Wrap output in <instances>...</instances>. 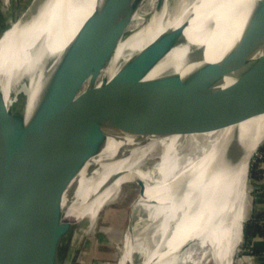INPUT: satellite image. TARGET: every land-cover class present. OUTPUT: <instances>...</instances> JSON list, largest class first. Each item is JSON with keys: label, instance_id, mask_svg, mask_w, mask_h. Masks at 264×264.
<instances>
[{"label": "bare ground", "instance_id": "bare-ground-1", "mask_svg": "<svg viewBox=\"0 0 264 264\" xmlns=\"http://www.w3.org/2000/svg\"><path fill=\"white\" fill-rule=\"evenodd\" d=\"M101 2L46 0L34 18L12 23L0 40V85L8 120L21 109L11 148L71 63ZM156 2L142 0L131 22L133 31L120 41L102 72V76L111 78L121 62L132 58L135 63L89 123L71 159L111 116L138 74V86L146 85L142 88L145 95L157 91L170 74L178 75V101L160 120L110 134L98 156L81 170L79 164L75 166L65 180L63 221H86L90 225L106 199L123 184L139 179L144 183V195L137 196L129 216L142 212L151 233L142 237L132 229L126 232L116 264H187L191 240L201 260L227 264L243 236L245 203L250 204L246 198L247 169L252 151L260 145L255 148L264 128V114L226 129H214L231 116L235 119L247 98L252 72L261 55L264 0H163L160 9ZM9 51L12 57L8 62L5 55ZM145 51L150 52L142 58ZM204 63L214 66L204 82L191 83L193 71ZM237 78L226 106L212 109L206 133L183 136L202 116L207 103L192 95L197 86H211L216 92L214 99L220 100ZM183 91L188 93L183 95ZM183 111L187 115L181 117ZM184 119L187 122L181 127L179 122ZM178 129L180 133L176 134ZM157 157L158 162L146 168ZM116 174L122 176L111 183Z\"/></svg>", "mask_w": 264, "mask_h": 264}, {"label": "water", "instance_id": "water-1", "mask_svg": "<svg viewBox=\"0 0 264 264\" xmlns=\"http://www.w3.org/2000/svg\"><path fill=\"white\" fill-rule=\"evenodd\" d=\"M45 1L33 0L24 11L15 14L11 24L20 19L26 23L34 18ZM141 4L142 0H102L91 20L85 40L47 93L14 148H11V143L20 121L21 109L8 120L0 85V264H63L65 254L70 250V244H73L76 229L81 224L86 225L87 229L93 228L101 214L102 218L108 219L105 203L91 225L86 221L76 224L63 221L62 199L66 190L65 180L70 172L77 164L81 170L88 160L98 156L110 134L124 131L131 125L141 126L160 120L168 112L171 113L174 103H177L175 91L180 88L175 90V84L179 79L178 75L170 74L157 91L145 95L143 89L146 85L142 83L138 86V74L111 116L96 130L79 155L71 159L74 149L89 128V123L98 115L107 98L115 91L114 88L131 72L135 64L130 58L121 62V67L111 78L101 75L114 57L120 41L133 31L131 22ZM162 4L163 0H157V9H160ZM10 25L0 33V40ZM173 43L174 40L168 46ZM149 49L154 52V47ZM148 52L150 51L142 53V58ZM6 56L9 62L12 57L10 51ZM213 66L214 63H204L193 71L189 79L191 83L204 82ZM237 81L238 78L224 90L220 100L214 99L215 91L210 94L202 116L183 136H199L206 133L211 125L212 109L226 106ZM185 92L183 91V95L188 93ZM263 114L264 34L261 55L252 72L249 92L243 107L238 110L235 119L231 116L222 121L220 125H215L219 126L214 131ZM262 154L264 140L251 156L249 169ZM157 159L159 158L154 159L155 162L146 168L151 169L154 163L158 162ZM68 164V170L63 173ZM120 176L122 175L112 176L110 182ZM262 182L264 179L253 180L252 184L256 186ZM129 186L144 195L145 187L141 180H135ZM129 186L125 189L133 191ZM124 187L123 185L122 189ZM117 198L120 200L121 197ZM255 207L250 217L264 214V209L254 210ZM121 216L118 222H114L113 231L106 232L105 228L101 229V242L109 244L118 241L122 244L126 232L131 229L135 233L143 234L142 237L148 236L151 228L142 212L138 213V216L139 221L145 222L144 226L137 228V224L132 227L131 220V227L125 232L121 229L122 222L129 214L122 211Z\"/></svg>", "mask_w": 264, "mask_h": 264}, {"label": "rangeland", "instance_id": "rangeland-1", "mask_svg": "<svg viewBox=\"0 0 264 264\" xmlns=\"http://www.w3.org/2000/svg\"><path fill=\"white\" fill-rule=\"evenodd\" d=\"M32 1L33 0H6V3H3V1L0 0V33L5 28H7L8 25L11 24L15 14H18V12L20 11L21 12L24 11L27 7H29ZM207 86H208L207 84L197 86V88L195 89V92L192 95L202 100L204 99V101L207 102L210 94L213 92V90L211 89V86L210 87H207ZM198 98L192 104L193 110L196 108V106H193V105L199 102ZM204 108L205 106H203V110ZM181 114H183L181 117H183L184 115H187L185 111H183V113ZM185 121L187 122V119H184L181 122H179V125L182 127ZM178 132L180 133V129H178V131H176L175 133L177 134ZM263 139H264V128L256 140L255 148L259 144H261V141ZM253 152L254 150L252 151L251 156ZM153 162H155V160H150L147 165L150 166L153 164ZM251 171H252V168L249 169V164H248L247 176H246V188H247L246 198L250 200V204L248 202L245 203L246 204L245 209H246L247 216L245 220L243 221V225H242L243 226V236L240 238L239 244L237 246V250L233 252L227 264H241L242 261L248 263L252 261L254 257L250 249V246L252 244L250 245V243H248L247 237L245 235L246 234L245 231H246V226H249L250 224L249 215L251 212H253V208L256 206V204H258L256 202H257L258 194L260 191H258L259 188H257L255 185L253 186L251 182ZM261 176H262L261 178H264V171H262ZM131 183L132 182L123 184L125 186L124 189H122L123 188V185H122L119 191L115 195L112 196L113 197L112 199L111 198L106 199L105 203H107L108 219L102 218L103 216L101 214L99 218L97 219L93 228L87 229L86 225L82 226L81 224L80 225L81 227L79 226L76 229L74 241L72 242L73 244H70L69 246L70 250L66 252L65 257L63 259L64 261L63 264H67L70 261H76L75 264H116L118 262L119 248L121 244L118 241H112V242H109V244L105 242H101L100 236H103L101 229L105 228L106 232L113 231L112 227L115 228L114 222H118L119 219L122 217L121 216L122 211L124 212L126 211L128 214L130 213L131 205H133V202L139 195L138 191L137 192L134 191V187L129 186ZM128 186L131 189H133V191H131L130 189H125ZM117 197H121L120 200H118ZM131 220H133V224L131 225L132 227L136 226L137 224H138L137 228H141V225L144 226L145 222L139 221L138 213H136L133 218L128 216L127 218H125V220H123L122 227H121L123 232H125V230L127 231V228L129 229V227H131L129 226V222ZM148 232H151V230H149ZM113 237L115 236L113 235ZM108 239L110 240V238ZM190 245L192 248V253L190 254V258H191L190 262H188L187 264H207L205 260H201V258L198 257L199 251H198V247L194 240H191L188 243V246ZM127 264H131V263L127 262Z\"/></svg>", "mask_w": 264, "mask_h": 264}, {"label": "crops", "instance_id": "crops-1", "mask_svg": "<svg viewBox=\"0 0 264 264\" xmlns=\"http://www.w3.org/2000/svg\"><path fill=\"white\" fill-rule=\"evenodd\" d=\"M264 179V178H263ZM257 188H259L258 191V199H257V203L258 207L256 206L254 210H262L264 209V182H262L261 184H257L256 185ZM250 249L252 251V254L254 255L252 261L246 263L244 261L241 262V264H264V241L262 240H253L252 245L250 246Z\"/></svg>", "mask_w": 264, "mask_h": 264}, {"label": "built area", "instance_id": "built-area-1", "mask_svg": "<svg viewBox=\"0 0 264 264\" xmlns=\"http://www.w3.org/2000/svg\"><path fill=\"white\" fill-rule=\"evenodd\" d=\"M256 164L255 165L258 166L257 169L260 170V172H261L259 175H260V177H262L261 176L262 175V171H264V154H262L257 159ZM260 179H263V178H260ZM251 182L253 183V179H251ZM249 223H250L249 224L250 227H254V226L260 227L261 231L264 233V214H261V215H259L257 217H250ZM254 239L264 241V234H263L262 237L261 236L249 237V238H247V241L251 245L253 243Z\"/></svg>", "mask_w": 264, "mask_h": 264}, {"label": "trees", "instance_id": "trees-1", "mask_svg": "<svg viewBox=\"0 0 264 264\" xmlns=\"http://www.w3.org/2000/svg\"><path fill=\"white\" fill-rule=\"evenodd\" d=\"M258 166L254 165L252 167V171H251V179L253 180H259L261 177H260V170L257 169ZM246 237L249 238V237H255V236H263V232L261 231V228L260 227H257V226H254V227H250V226H246Z\"/></svg>", "mask_w": 264, "mask_h": 264}]
</instances>
